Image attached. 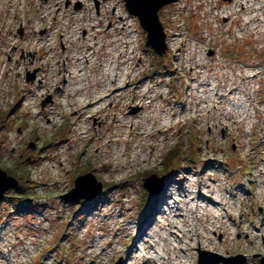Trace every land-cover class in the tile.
Returning <instances> with one entry per match:
<instances>
[{"label": "rangeland", "instance_id": "obj_1", "mask_svg": "<svg viewBox=\"0 0 264 264\" xmlns=\"http://www.w3.org/2000/svg\"><path fill=\"white\" fill-rule=\"evenodd\" d=\"M232 1L179 0L164 8L160 21L168 50L159 57L146 47V33L122 0H0V62L9 65L6 74L0 66V169L19 182L0 203V264H171L172 251L164 254L170 259L160 261L162 249L155 246L154 238L140 240L139 233L159 230L170 216L167 204L185 213L190 206L185 203L188 199L182 201L185 188L194 191L195 204L205 207L214 208L207 202L214 200L210 191L219 189L224 194L228 190L232 196L226 195L232 207L227 223L231 226L222 228L228 234L225 238L219 232L209 234L215 250L198 245L195 238L187 248L188 264H199L200 257L204 259L201 264H212L216 259L208 252L227 259L244 256L246 264H261L264 24L260 22L264 14L258 22L246 25L252 16L248 12L245 16L238 6L232 22L219 14ZM56 8L61 9L59 14ZM42 11L51 13L45 22L39 14ZM94 23L105 44L97 49L94 62L107 55L108 42L132 37L139 56L133 62L137 72L130 80L138 77L131 85L141 88L152 81L155 91H161L156 93L153 110L162 109V117L171 115L169 125L151 132L154 149L147 147L143 155L137 147L143 138L137 133L148 132L144 117L153 115L147 108L141 111L127 97L84 119L64 109L71 89L65 78L69 81L68 72H75V58L87 42L84 24L90 29ZM257 26L259 33L253 30ZM74 28L78 35L69 39ZM175 39L179 40L176 45ZM210 98L207 113L201 114L199 105L191 109L194 99ZM239 98L244 114L235 106ZM118 111L127 115L123 128L112 117ZM83 120L88 135L77 137L76 128ZM131 125L138 126L134 134ZM110 139H119L121 144H108ZM124 140L127 143L122 144ZM126 146L122 159L127 165L120 171L115 147ZM87 173L101 183V193L92 201H66L75 181ZM153 175L151 190L161 192L149 198L152 195L144 182ZM166 187L169 192L163 201ZM94 188L83 185L79 193L87 195ZM200 193L204 198L199 201ZM170 194L173 199L168 198ZM211 210L206 207L204 213L211 215ZM201 227L197 226L200 240ZM172 231H163L168 240L163 243L165 250L172 244L182 245L178 236L183 234ZM179 255L186 257L183 252Z\"/></svg>", "mask_w": 264, "mask_h": 264}, {"label": "bare ground", "instance_id": "obj_2", "mask_svg": "<svg viewBox=\"0 0 264 264\" xmlns=\"http://www.w3.org/2000/svg\"><path fill=\"white\" fill-rule=\"evenodd\" d=\"M60 2L61 0H56ZM82 1L83 0H78ZM25 3L22 2V5L24 6ZM58 7V4L55 5ZM240 6L242 8V11L244 15L246 16L247 12L248 14H251L252 18L248 19L246 22V25L250 24L252 21H259L260 20V15L264 14V0H233L231 3V7L229 8L226 7L222 11H219V14L221 16H226L227 18L232 20V22H235L236 19H234V16L238 15L237 8ZM106 7H109V4L106 3ZM14 8V7H12ZM57 13L59 14L61 12L60 8H56ZM107 9V8H106ZM231 9L232 14H229V10ZM246 13V14H245ZM41 14V20L45 22L47 17L51 15L49 12H44L42 11ZM73 16H76V14H73ZM68 18V17H67ZM75 18V17H74ZM70 23V19L67 20V27L66 29L68 30V26ZM243 23V21H241ZM264 24V19H262V22L260 24ZM258 24V23H257ZM88 24H84V29L86 30L85 36L87 35V38H85L84 41H87L84 43V46H82L81 50L79 51L78 56L75 58V63L78 64L76 67L75 72H68V78L69 81L65 78V85H67L68 88L70 89L69 96L65 98L64 100V109H71L72 113H74L76 116H78V119H84V116H88L91 114L94 115H99L102 113L106 108L107 105L108 107L113 105V102L115 105L118 104L120 99H126L127 101L130 100V104L133 105H139L141 107V111H143L145 108L150 110L149 115H153L150 119L148 117H144V125L147 127L148 132L140 134L137 133V135H142V141L143 143L140 144L139 147V153L143 155L146 151L147 147H151L152 144L149 141V138H154V134H151V132L159 127H166L167 125L170 124V114H166L164 117L160 115V112L158 110L154 111L152 108V105H156L157 103V97L156 93H161V91H155L157 89L154 88L152 81H150L149 84H144L141 88L139 87H133L131 85V82L134 81L137 76H133L130 80V76L134 74V72H137V70H134V61L135 59L139 56L138 53L135 50L134 43L132 37H124V38H118L115 40V42H108L106 44L107 49L109 50L106 54H103V60H100L99 63L94 62V54L97 52V49L103 48L105 44H101L99 40V36L101 33V30H99V27L97 24H93L91 28H88ZM130 27V26H129ZM264 27V25H263ZM97 29V30H96ZM77 29L74 28L70 36L68 37L69 39L75 38V36L78 35V32L76 31ZM253 30H255L256 33L261 32L257 27H254ZM32 33H34L32 31ZM133 33V32H132ZM131 33V34H132ZM61 37V35H60ZM61 39L66 41V36L62 35ZM179 40L175 39L174 45L177 44ZM74 43V42H73ZM130 45V47H128ZM113 47V48H112ZM112 48V49H111ZM129 48V50H128ZM84 65H88V69L84 67ZM0 66L2 67L1 70L3 71L4 74L7 73L9 69L8 64H2L0 62ZM96 67L99 69L96 70ZM193 70V68H192ZM54 82V81H53ZM141 82L138 84L140 85ZM203 88V86H202ZM60 90L61 88L58 87ZM195 91L199 92L200 94H203V91H199L197 87L195 88ZM234 91V90H232ZM128 94V95H127ZM139 95V96H137ZM76 97V102L73 101V99ZM194 98V97H193ZM78 99V101H77ZM210 100L206 101H199L195 102L196 99H194V104L191 107V109H195L197 105L201 106L200 113H207V103L211 102ZM240 98L238 99L237 104L235 105L236 108L241 110L240 112L242 114L245 113L243 106L239 103ZM157 106V105H156ZM162 105H160L161 108ZM80 113V114H79ZM141 113V112H139ZM107 114V112H106ZM119 116V120L115 121V118ZM114 122L117 123L118 126L124 127V125L127 124V115L125 114L124 111H118L115 114L112 115ZM158 118H160L161 123L159 124ZM80 126H77L76 128V135L77 137H87L88 135V128L86 127L85 120L81 121L79 123ZM162 129H158V133L162 131ZM138 130V126L136 125L135 128H133V125H131V133H136ZM166 132L168 130H165L163 133V136H166ZM154 139H152L153 141ZM108 144H113L114 145H120L119 139H114V140H108ZM127 143L126 140L122 142V144ZM129 145V144H128ZM154 149V147L152 146ZM128 150V146L124 147L122 150L118 149V147H115V160L117 162V166H120V171L124 170L126 168V163L122 158H125V153ZM137 155H135V158ZM145 159V158H144ZM195 182V181H194ZM176 186V185H173ZM179 186H177L178 190ZM209 188V186H208ZM197 190V189H196ZM165 191V189H164ZM167 192H169V187H166V191L163 192L164 194L161 197L163 201L166 198ZM182 192L184 193V197L181 195H176V198H181L182 201L185 202V199H188L185 203H189L190 206L189 208H185L184 212L181 213L183 210L182 208H177L175 206L172 208L169 204L166 206L169 208L168 210L170 211V216L165 218L163 223L159 226V230L155 229H150L148 230H142V233H139L140 237L139 239L141 240L143 236L148 237L149 239L154 238V244L157 246V248H161L162 255L169 254L168 252L172 251V262L171 264H188L190 260L188 259L189 257L186 256L187 248L190 246V243L195 242V238L198 245H204L207 247H212L214 250L216 247H214L213 243V238L209 236V234H216L219 232V234L225 238V233L228 234L227 231H223V227L225 228L230 227L231 225H227L229 221H231L232 216L228 215V210H230L231 203L229 199L227 198L226 195L230 194L228 190L224 194H221L220 190H216L214 192V200H207V202L211 205L214 206V208H211V206H206L211 210V215L204 213V210L206 207L202 204L199 203L195 204L194 199H193V193L194 191L191 188H185L182 189ZM196 194V193H195ZM203 195L200 193L199 195V201L203 199ZM168 198L173 199L171 194L168 196ZM177 205L180 204L177 201L175 202ZM240 209V207H239ZM214 210L216 212H214ZM194 215V216H192ZM192 216V217H191ZM231 217V218H230ZM201 225L202 227V233H203V238L200 240V234L198 232L197 226ZM151 226V225H150ZM166 232H171L172 230H177L176 232H180L183 234V238L178 236V242H181V246L176 243L172 244V248L165 250L164 248V242L168 243L167 237L164 235L163 231ZM173 232V231H172ZM152 234V235H150ZM254 237H257V234H254ZM184 239V240H183ZM149 241V240H148ZM226 241V240H225ZM147 244V242L145 243ZM177 245V247H176ZM177 251V252H176ZM183 252L186 257L180 256L179 253ZM159 256L158 258L160 261H165L170 258H166V256ZM220 256V255H219ZM131 262V261H130ZM169 264V262H167ZM165 264V263H162Z\"/></svg>", "mask_w": 264, "mask_h": 264}, {"label": "water", "instance_id": "obj_3", "mask_svg": "<svg viewBox=\"0 0 264 264\" xmlns=\"http://www.w3.org/2000/svg\"><path fill=\"white\" fill-rule=\"evenodd\" d=\"M124 2L126 11L134 18L139 21L140 26L146 33V47L151 48L153 52L159 56L163 57L168 50L167 37L164 32V27L160 21L159 13L166 7L177 3L179 0H122ZM156 180V176L153 175L146 179L144 182L145 187L152 198H156L161 189L157 192H152V183ZM92 184L95 188L88 192L87 195H82L79 193L80 188L83 185ZM19 186V182L8 176V174L0 169V203L3 200L5 193L9 189H16ZM88 188V187H87ZM89 190V188H88ZM102 191V185L98 182L93 174L87 173L79 177L75 181V189L71 192L70 196L64 197L66 201L72 203H77L82 200L92 201L97 195ZM71 198V199H70ZM208 256H212L216 261L212 264H246L244 256H238L236 258H225L216 254L207 253ZM203 258L200 257L199 264L203 262ZM241 261V263L239 262ZM261 264H264V257H261Z\"/></svg>", "mask_w": 264, "mask_h": 264}, {"label": "trees", "instance_id": "obj_4", "mask_svg": "<svg viewBox=\"0 0 264 264\" xmlns=\"http://www.w3.org/2000/svg\"><path fill=\"white\" fill-rule=\"evenodd\" d=\"M20 190V189H19ZM149 197V196H148ZM149 198H152V197H149Z\"/></svg>", "mask_w": 264, "mask_h": 264}]
</instances>
